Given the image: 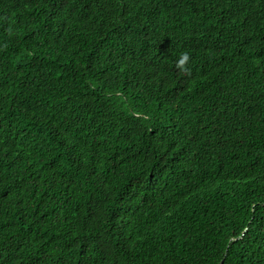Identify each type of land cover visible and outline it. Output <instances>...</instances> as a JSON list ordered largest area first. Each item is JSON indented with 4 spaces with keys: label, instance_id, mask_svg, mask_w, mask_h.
<instances>
[{
    "label": "trees",
    "instance_id": "1",
    "mask_svg": "<svg viewBox=\"0 0 264 264\" xmlns=\"http://www.w3.org/2000/svg\"><path fill=\"white\" fill-rule=\"evenodd\" d=\"M0 264H264V0H0Z\"/></svg>",
    "mask_w": 264,
    "mask_h": 264
},
{
    "label": "clouds",
    "instance_id": "2",
    "mask_svg": "<svg viewBox=\"0 0 264 264\" xmlns=\"http://www.w3.org/2000/svg\"><path fill=\"white\" fill-rule=\"evenodd\" d=\"M190 60H191V56L189 52L185 51L181 53L180 57L176 62L177 69L182 73L190 74V69L188 67Z\"/></svg>",
    "mask_w": 264,
    "mask_h": 264
}]
</instances>
